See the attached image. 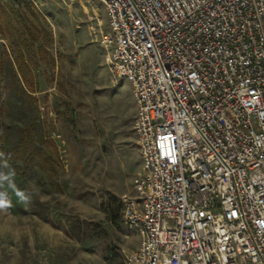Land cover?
<instances>
[{
    "label": "built area",
    "instance_id": "1",
    "mask_svg": "<svg viewBox=\"0 0 264 264\" xmlns=\"http://www.w3.org/2000/svg\"><path fill=\"white\" fill-rule=\"evenodd\" d=\"M96 1L136 105L125 264H264V0Z\"/></svg>",
    "mask_w": 264,
    "mask_h": 264
},
{
    "label": "rangeland",
    "instance_id": "2",
    "mask_svg": "<svg viewBox=\"0 0 264 264\" xmlns=\"http://www.w3.org/2000/svg\"><path fill=\"white\" fill-rule=\"evenodd\" d=\"M107 31L96 0H0L2 144L27 136L54 159L0 164V264H125L137 245L123 222L136 105L105 67Z\"/></svg>",
    "mask_w": 264,
    "mask_h": 264
},
{
    "label": "trees",
    "instance_id": "3",
    "mask_svg": "<svg viewBox=\"0 0 264 264\" xmlns=\"http://www.w3.org/2000/svg\"><path fill=\"white\" fill-rule=\"evenodd\" d=\"M19 70L24 75V70L19 64ZM29 87V85H28ZM4 140V132L0 130V164H11L13 162H24L29 163L37 160L39 166L43 169H50L54 162L53 155H47V152L43 147H32L30 145L29 137L24 136L15 145H13L9 151L3 146L2 142ZM46 145L52 142L47 140Z\"/></svg>",
    "mask_w": 264,
    "mask_h": 264
},
{
    "label": "crops",
    "instance_id": "4",
    "mask_svg": "<svg viewBox=\"0 0 264 264\" xmlns=\"http://www.w3.org/2000/svg\"><path fill=\"white\" fill-rule=\"evenodd\" d=\"M140 171H141V168H140L139 172H140ZM139 172H138V173H139ZM138 173H137V174H138ZM137 242H138V241H137Z\"/></svg>",
    "mask_w": 264,
    "mask_h": 264
},
{
    "label": "snow or ice",
    "instance_id": "5",
    "mask_svg": "<svg viewBox=\"0 0 264 264\" xmlns=\"http://www.w3.org/2000/svg\"><path fill=\"white\" fill-rule=\"evenodd\" d=\"M0 203H2V202H0Z\"/></svg>",
    "mask_w": 264,
    "mask_h": 264
}]
</instances>
